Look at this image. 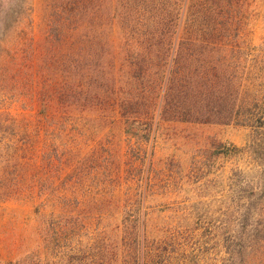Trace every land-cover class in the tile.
I'll return each mask as SVG.
<instances>
[{
  "label": "rangeland",
  "instance_id": "obj_1",
  "mask_svg": "<svg viewBox=\"0 0 264 264\" xmlns=\"http://www.w3.org/2000/svg\"><path fill=\"white\" fill-rule=\"evenodd\" d=\"M29 1L0 51V264H119L126 211L145 227L140 264H264V175L239 120L264 115V0H225L219 20L236 24L195 64L227 61L233 77L225 97H201L212 121L159 118L143 145L127 119L154 114L158 65L142 59L170 48L163 36L187 37L191 6L207 0ZM62 214L76 222L56 239ZM240 225L258 229L246 250Z\"/></svg>",
  "mask_w": 264,
  "mask_h": 264
},
{
  "label": "trees",
  "instance_id": "obj_2",
  "mask_svg": "<svg viewBox=\"0 0 264 264\" xmlns=\"http://www.w3.org/2000/svg\"><path fill=\"white\" fill-rule=\"evenodd\" d=\"M224 2L225 0H207L205 5H192L191 13L194 18L189 21L190 27L187 37H184V35L180 36V31L179 37L177 38L163 36L160 38L159 44L162 46L168 45L170 48L168 50L161 49L157 52L149 51L144 55L142 61L144 64H147L148 67L149 63L158 65V75H155L157 79L154 83L152 82L155 98L151 102V105L154 109V114L145 119H134L132 121L133 123L127 119V132L137 143L143 145L151 140L153 125L154 123H158L157 119L159 118L173 120V118L178 117L181 120H187V117L190 119L195 116V120L198 121H212L210 117L203 118L206 115L203 114L202 104L207 107L210 101L207 102L201 97L202 95H206L204 94L205 91H207V93L217 91L220 93L219 97H225L221 95V93L224 92V83L228 82V84H231L233 77L232 74L228 75L227 72L222 69L227 61L221 63V69L213 63L214 65L210 68L219 70L220 72L211 77V70L207 68V65H202L203 61L199 67H196L195 64L201 62L206 50L214 49L216 45H219L216 38L225 31L224 29L232 30L236 24L233 19L226 20L222 23L219 20L220 11H223L226 7ZM228 12H230V15L233 11ZM29 16V0H0V51L3 48L2 40L5 39L11 31L15 30L18 25H21L29 19ZM202 16L206 19L202 20ZM219 40L221 41V37ZM175 44H180L181 51L179 49L176 53L177 48H175L172 53L171 49ZM182 47H188L190 54L187 56L182 55L184 53ZM176 63L178 66L174 67ZM189 68L193 69V71ZM155 76H153L154 79ZM256 80L262 82L261 85L263 84L264 87V77H262V74L257 75ZM197 96L200 97L198 100L196 98ZM226 104L227 106H231L230 102L222 100L218 102L217 107L219 109L225 108ZM148 112L150 113L151 111L149 110ZM170 116L174 117L170 118ZM213 116L219 121L228 118L227 115H222L221 110L217 111ZM239 120L256 132V135L251 139L250 148L255 156L256 163L261 166V170L258 172L263 176L264 163H260V159L264 158V153L261 154L262 151H264V115H244L241 116ZM18 184L17 182V189ZM258 195V190L254 188L248 200L252 202ZM248 211H251V208H248ZM262 215H264V213ZM62 216L69 219V221L66 219V225L55 229L56 233H54V238L56 239L61 238L60 230H69V227L76 222L74 217L70 218L71 215L62 214ZM257 231L258 229L250 230L247 226L240 225L236 229L234 235V239L236 240V243H234L235 248H239V250L248 249L245 243L249 241L250 233L254 232L256 234ZM45 238L49 241V245H51L53 237L50 235V231L47 232ZM145 239L146 231L145 227L142 226L140 215L134 211H126L123 217L122 244L120 246L122 260H119V264H140L139 260L144 253H141V246ZM39 262L40 260H38V264H40ZM64 263L74 264L70 260H66ZM8 264L37 263L36 261H31V259L27 257L21 261ZM77 264L89 263H83L82 260L77 262Z\"/></svg>",
  "mask_w": 264,
  "mask_h": 264
}]
</instances>
